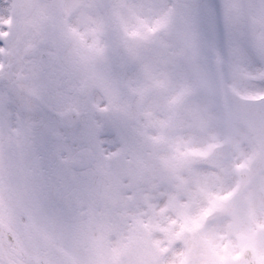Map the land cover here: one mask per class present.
Returning <instances> with one entry per match:
<instances>
[{
	"label": "snow or ice",
	"instance_id": "obj_1",
	"mask_svg": "<svg viewBox=\"0 0 264 264\" xmlns=\"http://www.w3.org/2000/svg\"><path fill=\"white\" fill-rule=\"evenodd\" d=\"M0 264H264V0H0Z\"/></svg>",
	"mask_w": 264,
	"mask_h": 264
}]
</instances>
